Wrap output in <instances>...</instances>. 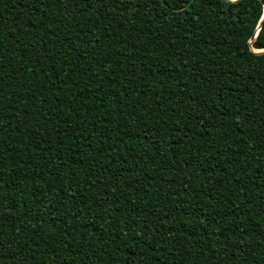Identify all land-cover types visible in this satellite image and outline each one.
Returning a JSON list of instances; mask_svg holds the SVG:
<instances>
[{
	"label": "trees",
	"instance_id": "1",
	"mask_svg": "<svg viewBox=\"0 0 264 264\" xmlns=\"http://www.w3.org/2000/svg\"><path fill=\"white\" fill-rule=\"evenodd\" d=\"M263 16L0 0V264H264Z\"/></svg>",
	"mask_w": 264,
	"mask_h": 264
},
{
	"label": "water",
	"instance_id": "2",
	"mask_svg": "<svg viewBox=\"0 0 264 264\" xmlns=\"http://www.w3.org/2000/svg\"><path fill=\"white\" fill-rule=\"evenodd\" d=\"M232 1H236V0H232ZM263 21H264V16L262 17L261 22L259 23V25H258V27H257V30H256V33H255V35L253 36L252 40H254V39L256 38V36H257L259 30L261 29V26H262V22H263ZM258 52L260 53V52H263V51H258Z\"/></svg>",
	"mask_w": 264,
	"mask_h": 264
},
{
	"label": "snow or ice",
	"instance_id": "3",
	"mask_svg": "<svg viewBox=\"0 0 264 264\" xmlns=\"http://www.w3.org/2000/svg\"><path fill=\"white\" fill-rule=\"evenodd\" d=\"M262 28H264V25H262Z\"/></svg>",
	"mask_w": 264,
	"mask_h": 264
}]
</instances>
